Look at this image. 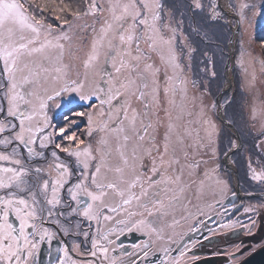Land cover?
Segmentation results:
<instances>
[{
  "label": "rangeland",
  "instance_id": "1",
  "mask_svg": "<svg viewBox=\"0 0 264 264\" xmlns=\"http://www.w3.org/2000/svg\"><path fill=\"white\" fill-rule=\"evenodd\" d=\"M176 1L179 3L172 5L169 0H160L164 8L161 11V20L157 22V27L161 29L165 39L173 35L171 29H177L172 48L178 55L180 67L174 71L171 65L162 61L161 53L152 51L148 44L140 40L141 52H137L136 42H133L131 46L130 55L124 51L123 46L121 47L122 57L117 56L115 62L116 67H120V60L123 58L125 67L117 73L111 63H104V54L108 52L107 39L113 37V32H109L103 47L100 49L99 61L87 70L84 68V62L92 54L93 42L102 35L101 28L105 25V21L113 23L114 30L117 27L116 22L112 19V13L108 10L110 0H96V3L104 9L100 14L88 12V6L93 0H28L27 3H25V0H21L25 4V8L37 19L43 17L45 25L52 26L51 32H48L47 28L41 30V42L47 38L56 43L55 38L62 33L67 34L69 37V39L59 41L64 45L63 49L50 47L45 49L43 53H34L32 56L24 58L26 62L36 61L35 65L30 64L33 71H39L40 73L37 77L36 90L45 98L48 95L54 96L52 100L47 101V116L49 117L50 127L53 126L58 129L60 126L69 127L71 124V131L75 132L77 138L83 140L85 145H91L93 155L97 157L96 162L93 163H99L100 158H104L106 167L102 168V173L106 175L108 180H113V177L116 176L115 179L122 183L123 180L125 181L128 178L129 170H136V166L141 165V160L145 157L151 158L152 162L155 161V164L152 163L150 169L155 166L159 170L160 175L157 180L160 182L158 186L162 187L161 191L163 192V196H160L161 200L157 201L162 202L163 197L179 196V199L174 201L175 207L173 209L177 218L186 214L184 208L190 198V193L193 192L195 182L199 186L206 185L202 186L201 191L210 192V188L216 179V170L222 169L221 172L223 173H220V177L224 176L223 181L227 182V187H223L220 194L226 195L229 192L228 187L232 185V179L228 175H231L229 170H232L225 164L222 166L220 158L224 155L225 146H227L229 140L235 141L236 144H238V141L235 133L219 118L216 100L225 83V68L228 57L225 60L223 76H221L215 59V56L218 58L219 53L217 52L214 56L210 51L205 50L206 52H204L192 44L195 42L191 29L193 17H190V10L187 9L189 14L184 10L185 7L187 8L188 0ZM221 1L216 0L217 5H220ZM225 1L227 2L226 5L218 6L217 11L220 13L219 16H226L231 27L227 42L228 56L229 41L237 23L235 16L231 15L230 17L221 8H229L235 11L240 20L235 39L234 63L230 68L231 73H229V78L232 77L230 81L232 82L230 84L231 88L221 98V104L226 109L233 97L237 95L239 105L236 111L238 112V108L242 110L236 125L227 118L237 127L243 141L241 148L231 155V157L235 156V160L229 159V162L241 174H245L243 171L250 172L249 175L252 176L249 170V161L257 171L264 169V136L261 135L264 132V44L256 38V32L264 26V0ZM111 2L122 6L130 3L131 0H111ZM136 2L140 3L141 0H136ZM242 4H248L249 7L241 9ZM62 8L64 11L60 10ZM170 10L173 13L172 16L169 15ZM77 11L80 13L88 12V14L77 18L72 15L73 12ZM122 11V7L117 8L116 15H120ZM65 20L68 21L67 24L64 23ZM179 20H184V23L177 25ZM129 23L131 22L129 21ZM164 25H169V27L164 28ZM125 27H128V24H125ZM142 31L143 29L138 28L136 35H140ZM211 33H213V30ZM35 46H39V44ZM189 47H196L200 54H206V56L194 52L189 58L187 55ZM162 48L163 55L167 57L169 54L168 46L164 45ZM138 55L141 56L138 67H133V57ZM147 65H152V67L148 68ZM57 68L61 69L59 73L55 71ZM105 68L112 73L110 80L108 77L103 76ZM43 69H48V71L44 72ZM2 70L3 60L0 58V72ZM195 70L200 72H195ZM86 71L88 73L87 80L84 76ZM213 71L216 73L215 76H211ZM27 74L26 70L24 75ZM102 76L103 83L101 82ZM56 77H59V79ZM167 77L172 79L169 80ZM221 79L219 88L218 81ZM72 81L83 83L84 87L80 92L71 90L75 87L71 83ZM128 81H134L129 87L137 95L126 94L120 103L114 100L111 105H102L101 100L107 99L103 93L93 96L94 102L92 104H90L92 99H81L82 95H91L96 90L97 85L104 87L105 83L109 84L113 91L120 89L123 92L124 89L121 86ZM144 83L148 84L147 89L143 88ZM0 84H5L2 75H0ZM65 87L68 90H63ZM154 88L160 90L158 103L153 105L145 115L143 106L150 101ZM165 88H174L175 91L165 94L163 91ZM105 90L107 91V89ZM141 90L146 93L147 99H138V92ZM57 91L60 92V95L55 96L54 92ZM125 101L131 105L127 109L129 119L133 114L132 109L140 114L136 120L137 129H140L143 124L151 122L152 127L148 131L151 136L155 137L154 141H150L148 136H145L144 141L138 140L133 133L129 120H125L122 125L125 132L112 131L117 116L123 110L122 105ZM169 101H173V103H169ZM86 103L89 105L66 113L74 106ZM81 112L85 115H79ZM89 116H91V124H89ZM52 131L53 129L49 132ZM166 133L169 135V153L164 155V163H161L160 153H163ZM124 135H128L130 139L124 141ZM178 138L183 140V150H181ZM102 140L107 141V144H102ZM60 142L65 146H75L67 140H60ZM154 146L160 147V153L155 151ZM173 147L177 149L176 155L179 157V164L170 163L173 159ZM214 148L216 149L215 153H213ZM184 151H187V157L184 156ZM121 152L124 153L123 157ZM125 158L128 161L127 164L124 163ZM117 167L123 169L122 174L115 172ZM138 170H142V168L139 167ZM202 172L203 174H201ZM211 172H215V175H212ZM244 177V175H241L243 181L250 180L249 178L244 179ZM169 187H171L170 190L185 191V196L181 195L179 191L177 193L173 190L169 191ZM218 196L214 197L217 198ZM157 201H154V203H157ZM254 201H257L255 206L258 210H264L260 207L262 205L261 201ZM165 218H169V215ZM183 227L174 226L173 230L182 233ZM243 236L242 234L239 238ZM255 236L258 239H256L257 237L253 238V242L250 241L248 244L257 245L259 242L264 241V235H261V233ZM246 256L247 254L244 257ZM230 264H235L233 258Z\"/></svg>",
  "mask_w": 264,
  "mask_h": 264
},
{
  "label": "snow or ice",
  "instance_id": "2",
  "mask_svg": "<svg viewBox=\"0 0 264 264\" xmlns=\"http://www.w3.org/2000/svg\"><path fill=\"white\" fill-rule=\"evenodd\" d=\"M28 0H25L27 3ZM31 6V5H30ZM67 7V6H66ZM122 7L123 11L120 15H116L117 8ZM188 9L194 15L206 14L205 23L214 21L220 13L217 11L216 0H188ZM248 4H242L241 9L248 8ZM164 5L160 0H131L130 3L123 4L112 3L110 0L109 11L112 13V19L116 22L117 27L113 29V23L105 21V25L101 28L102 35L92 44V54L84 62V68L87 70L92 67L95 62L100 59V49L103 47L109 32H113V37L107 39L108 52L104 54V63H111L117 73L125 67L123 58L120 60V67H116V57L121 56V47L127 54H131V46L136 42L137 52H141L139 41L143 40L149 45L152 51L161 53V59L165 64L171 65L175 71L180 67L178 63V55L172 48L173 40L177 29H171L172 36L165 39L161 29L157 27V22L161 20V11ZM64 11V9H60ZM104 11L103 7L96 3V0L88 6V12L100 14ZM88 12H73L72 15L79 17L87 15ZM172 16L173 13L169 12ZM129 21L131 23H129ZM68 23L67 20L64 21ZM184 23V20L177 21V25ZM128 24V27H125ZM168 28L169 25H164ZM47 28L48 32L52 31L51 25H45L43 17L37 19L35 15L25 8V4L21 0H0V58L3 60V70L0 75L7 77L6 84H0L3 89L0 94V264H40L38 257L40 255L41 246L45 243L51 246L58 236H74L81 239L80 243L75 241L71 244H64L62 247L49 249V264H118L115 257L109 256V246L114 243L108 237L113 231H123L119 227L109 229L107 232L100 228V221L113 220V215L105 214V212L118 214L120 211H126L125 206H130L132 202L139 201L140 197L145 195L141 191L137 196L133 189L137 186L136 180L128 184L127 188H122L116 180H108L106 175L102 173V168L106 167L103 157L99 163H93L97 157L93 155L91 145H85L83 140L77 138L75 132L69 127L60 126L58 129L49 132V117L47 116V101L54 98L48 95L46 98L36 90L40 73L33 71L30 67L35 65L36 61L26 62V56H32L34 53H43L47 48L63 49L64 45L59 43L61 39H69L67 34L62 33L57 36L56 43L45 38L40 41L41 30ZM140 28L143 31L140 35H136V30ZM197 31V29H193ZM27 33V35H26ZM207 38V33H205ZM187 39V37H185ZM264 44V40H261ZM39 44V46H35ZM168 46V56L163 55L162 46ZM195 48H188L187 55L191 58ZM141 56L133 57V67H138V61ZM151 68L152 65H147ZM27 70L28 74L24 75ZM47 72L48 69H43ZM60 72L61 69H55ZM159 71V69H157ZM165 75L167 73L165 71ZM216 73L211 72V76ZM85 80L88 78L87 71L84 74ZM103 76L112 77V73L104 69ZM103 76L101 82H104ZM59 79V77H56ZM171 80V77H167ZM75 85L72 91L80 92L84 87L83 83L72 81ZM134 81H128L120 89L113 91V88L105 83L104 87L97 85V88L91 95H82L81 99L91 100L93 96L103 93L107 99L101 100V104L111 105L115 100L120 103L121 99L127 94L136 96L137 93L132 91L129 85ZM143 88L147 89L148 84L144 83ZM107 89V91L105 90ZM63 90H68L65 87ZM46 91V90H45ZM159 88H154L151 99L145 103L144 114L147 115L149 109L158 103ZM165 94L174 88H165ZM55 96L60 92H54ZM138 99H147L144 91L138 92ZM173 103V101H169ZM131 105L125 101L122 105V111L117 116L115 127L112 131L117 133L125 132L122 127L125 120H129L135 137L144 141L148 136L150 141H154L155 137L149 134V128L152 127L151 122L143 124L140 129L136 128V120L140 115L135 109H132V116L129 119L127 109ZM83 116L84 113H79ZM89 124H91V116H89ZM107 127V126H106ZM171 130V126H170ZM91 134V132H89ZM58 135L61 141L67 140L75 146H65L62 143L55 142L53 137ZM264 136V132L261 133ZM124 141H128V135L123 136ZM181 150H183V140L178 138ZM163 144V153H160V147L154 146L155 151L160 153L161 163H164V155L169 153V135L165 134ZM102 144L107 141L102 140ZM83 145V147H81ZM39 147V151L37 150ZM51 146L49 162L48 155L45 150ZM239 145L235 141L229 140L225 146L224 155L227 157L234 150H239ZM177 149L172 148V161L176 164L180 163L179 157L176 155ZM216 149H213L215 153ZM61 154H65L68 158H75L72 164L61 160ZM124 153L121 152L123 157ZM187 151L184 156L187 157ZM38 158V159H37ZM43 160L47 167L34 166ZM124 163L128 161L125 158ZM155 164V161H153ZM198 166V165H197ZM219 166L217 165V168ZM249 170L252 173L251 179L264 182V169L257 171L252 167L249 161ZM116 173H123L120 167L115 168ZM154 176L160 175L159 170L154 166L151 169ZM54 173V174H53ZM122 180V176H121ZM152 183H159V180L149 177ZM227 187L226 181H218ZM143 188V185H141ZM110 194L118 195L121 198L119 204L111 206L106 203V198ZM233 195H235L233 193ZM127 196V198H125ZM86 198V199H85ZM162 206L161 201H157ZM146 207V206H145ZM264 209V205L260 206ZM246 212L256 213V207L251 206L245 209ZM148 210V215H151ZM136 213L129 212L128 218L117 220L116 225H123L127 231L133 229L138 231L146 228L150 232L155 231L150 228L148 221L145 219H135ZM141 217L143 213L139 214ZM91 221L96 222V236H92V225L89 224L88 230H83L82 225ZM238 221H230L227 224L220 225L223 228H234ZM241 228L247 230L249 236H253V230L257 228V220L249 217L247 225H240ZM55 228V230H53ZM211 231V230H210ZM208 239V237H205ZM90 244L85 248L84 243ZM145 246H150L147 241ZM198 245L193 242L192 248ZM134 247L140 248V245ZM234 250L228 253L233 258L235 264H247L246 259H240L246 254H253L257 247L264 249V241L257 245L247 244L244 241L233 246ZM115 251V249H112ZM167 253L168 249H162ZM148 252H144V258H147ZM187 252H180V257H186ZM78 257V258H76ZM99 257V259H97ZM198 257L192 256L185 264H197ZM135 264V261L133 262ZM174 264H181L178 258Z\"/></svg>",
  "mask_w": 264,
  "mask_h": 264
},
{
  "label": "flooded vegetation",
  "instance_id": "3",
  "mask_svg": "<svg viewBox=\"0 0 264 264\" xmlns=\"http://www.w3.org/2000/svg\"><path fill=\"white\" fill-rule=\"evenodd\" d=\"M51 129L56 130L57 128L49 127L47 131ZM53 140L55 142H60L59 136H54ZM39 151V147L37 146ZM51 146L49 149L45 150L46 155H48L49 162L51 161L50 156ZM220 162L222 166L224 163V155L221 156ZM38 159V158H37ZM231 160H235V156L230 157ZM61 160L66 163L72 164L75 158H68L65 154H61ZM141 165L136 166V170H129L127 179L122 183H119L116 176L113 180H116L122 188H127L128 184L132 181H137V186L134 191L137 196L140 195L141 191L146 194L141 196L139 201H133L130 206H125L126 211H120L118 214H112L105 212V214L113 215V220L104 221L101 219L100 228L107 232L109 229L117 228L123 229L121 231H113L109 235V239L114 241L113 244L109 246V256L115 257L118 264H174V262L179 258L181 264H185L190 257H198V261L203 259H214L217 264H230L232 257L228 255L234 245L244 241H252L254 235H264V210H258L256 208V213L246 212L245 209L251 206H255V203L259 200L261 204L264 205V183L260 181H255L251 179L250 172H244L241 174L237 169V176L233 171H230L231 175H228L232 179V185L228 187V193L226 195L220 194L222 188L225 187L223 183H218V181H223L224 176L220 177V173L223 172L222 169L216 170V179L210 188V192L201 191L202 184L199 186L197 182L194 183L193 192L190 193V198L185 205V212L183 217H177L173 211L174 201L179 199V196H172L171 198L163 197L162 206L160 203H154V201L161 200L162 187L158 186V183H152L151 186L149 177H153L157 180L158 176L151 174V164L153 163L151 158L145 157L141 160ZM96 162V161H95ZM47 167L43 160L39 161L38 165ZM141 167L142 170H138ZM54 174V173H53ZM203 174V172L201 173ZM215 175V172H211ZM228 174V173H226ZM241 175H244V179L249 178L248 181H243ZM220 177V178H219ZM130 179V181H128ZM218 179V181H217ZM143 185V188H141ZM177 188V187H176ZM185 196V191L182 190H170ZM233 193L235 195H233ZM211 194V195H210ZM261 194V195H254ZM219 195L217 198L214 196ZM211 196V198H209ZM127 198V196L125 197ZM86 199V198H85ZM121 198L118 195L110 194L106 198V203L111 206L119 204ZM260 205V204H259ZM146 206V207H145ZM256 207V206H255ZM148 210L151 211V215H148ZM136 213L132 219H145L148 221L150 228H154L155 231L150 232V229L146 228L144 230L133 229L131 232L123 226H117V220H123L128 218V213ZM143 213L141 217L139 214ZM169 215V218H165ZM249 217L257 220V228L253 230L254 235L249 236L246 229L241 228L240 225H247L249 222ZM163 218V220H162ZM230 221H238L234 228H223L220 225L227 224ZM89 224L92 225L91 235L96 236V222L91 221L82 225L83 230H88ZM174 226L183 227L182 233H177L174 231ZM55 230V228L53 229ZM211 230V231H210ZM244 235L240 237V235ZM208 237V239H205ZM250 238V239H249ZM264 238V237H263ZM258 239V237L256 238ZM80 243L81 239H77L74 236H58L57 240L53 241L51 246L47 243L43 244L40 249V255L38 260L40 264H49L48 252L51 247L53 250V255H57L54 252L56 247H62L64 244L71 245L73 242ZM147 241L150 246H145L144 242ZM195 242L198 246L192 248V244ZM135 245H140V248L134 247ZM84 247H90V244L85 242ZM259 248V247H258ZM115 249V251H112ZM162 249H168L167 253L162 251ZM186 251L187 256L181 258L180 252ZM144 252H148L147 258H144ZM78 258V257H76ZM245 258V257H244ZM99 259V257H97Z\"/></svg>",
  "mask_w": 264,
  "mask_h": 264
},
{
  "label": "trees",
  "instance_id": "4",
  "mask_svg": "<svg viewBox=\"0 0 264 264\" xmlns=\"http://www.w3.org/2000/svg\"><path fill=\"white\" fill-rule=\"evenodd\" d=\"M170 4H175V3H179L176 0H169ZM174 7V6H172ZM185 7V6H184ZM175 8V7H174ZM188 7L184 8L185 11L188 12L189 14V9ZM193 13L190 11V17H193V21L191 22V29H192V33H193V39H194V43H192L193 45H196L198 47V49H201L202 51L206 52V51H210L211 53H213V55L215 56L216 53L218 52V58L215 59L217 61V66H218V71L221 74V76H223V70H224V65H225V60H227L228 54H227V42L228 39L230 37V33H231V27L230 24L226 18V16L222 15V16H218L214 21H208L207 23H205L206 20V14H200V15H192ZM197 29V31H193V29ZM213 30V33H211V31ZM205 33H207V38L205 37ZM256 38L257 40H262L264 39V26L261 27L260 29H258V31L256 32ZM196 49V54H200L199 50L195 47ZM206 50V51H205ZM224 51V52H223ZM200 55H205L206 54H200ZM222 63V65H221ZM197 67V66H195ZM195 72H200L199 70H195ZM221 80L218 81V87L220 88L221 86ZM94 101H92L90 104H92ZM238 97L237 95L235 97H233V99L231 100V102L229 103V105L226 107L225 113H226V117L233 122L235 125L237 124V120L239 119V117L242 114V110L241 108H238V112L236 111V108L238 107ZM84 106H88V105H82L80 104L79 106H77V109H80ZM86 121V118H85ZM233 134V133H232ZM225 145V144H223ZM222 146V145H220Z\"/></svg>",
  "mask_w": 264,
  "mask_h": 264
},
{
  "label": "water",
  "instance_id": "5",
  "mask_svg": "<svg viewBox=\"0 0 264 264\" xmlns=\"http://www.w3.org/2000/svg\"><path fill=\"white\" fill-rule=\"evenodd\" d=\"M220 2V0H219ZM221 5V4H220ZM220 5L218 4V6L220 7ZM221 10L223 12H225L227 15H229L231 17V15L235 16L236 18V28L234 29L233 31V34L230 38V41H229V56H228V62L226 64V68H225V83H224V86L222 88V90L220 91V93L218 94L217 96V105H218V116L219 118L221 119V121L232 131L235 133L236 135V138H237V141H238V145L240 146L239 149L241 148V146L243 145V141H242V138H241V135H240V132L239 130L237 129V127L231 123L226 115H225V112H224V108L221 104V98L222 96L227 92L229 91V89L231 88V78H229V73H231L230 71V68L233 66V63H234V56H235V39H236V36H237V33H238V29H239V26H240V20H239V16L238 14L231 10V9H225L224 7L221 8ZM235 152V150L230 153L227 157L224 155V163L227 167H229L234 173H235V176L238 177L237 175V169L235 168V166L229 162L230 160V157L231 155ZM254 195H261V194H254ZM243 259H246L247 260V264H264V249H260V248H257L256 251L251 254V255H247L245 258ZM197 264H217L216 261L214 259H211V258H208V259H203V260H200V261H197Z\"/></svg>",
  "mask_w": 264,
  "mask_h": 264
},
{
  "label": "bare ground",
  "instance_id": "6",
  "mask_svg": "<svg viewBox=\"0 0 264 264\" xmlns=\"http://www.w3.org/2000/svg\"><path fill=\"white\" fill-rule=\"evenodd\" d=\"M226 3H227V2H226L225 0H222V1H221V5H222V4H225V5H226ZM222 6H224V5H222ZM234 262H235V261H234Z\"/></svg>",
  "mask_w": 264,
  "mask_h": 264
}]
</instances>
